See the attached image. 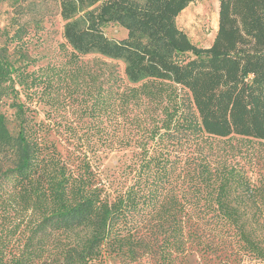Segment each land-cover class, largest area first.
<instances>
[{"label": "trees", "instance_id": "1", "mask_svg": "<svg viewBox=\"0 0 264 264\" xmlns=\"http://www.w3.org/2000/svg\"><path fill=\"white\" fill-rule=\"evenodd\" d=\"M193 1L58 0L71 67L63 75L79 76L82 66L72 65L81 55L123 64L111 84L114 65L103 63L107 87L91 109L111 105L115 82L122 101L152 106L126 141L136 151L124 184L99 178L96 149L74 148L65 159L47 143L41 124L61 122L39 86L61 71H27L0 44V101L21 88L29 103L49 106V121L34 122L11 102L15 131L0 112V217L10 209L19 216L0 233V264H97L106 253L172 264L193 249L213 264L264 263V0H218L205 47L176 24ZM111 24L125 37H108ZM23 223L29 233L18 245ZM81 229L89 230L84 240L52 251L59 235Z\"/></svg>", "mask_w": 264, "mask_h": 264}, {"label": "rangeland", "instance_id": "2", "mask_svg": "<svg viewBox=\"0 0 264 264\" xmlns=\"http://www.w3.org/2000/svg\"><path fill=\"white\" fill-rule=\"evenodd\" d=\"M218 0H196L188 3L182 12L176 17V24L185 33L188 39L200 47L211 43L218 23ZM62 24L58 0H0V30L4 31L0 38V44L8 47V58L16 66L23 65L27 71H33L38 67L55 65L61 76L53 74L51 85L41 83L45 96H49L53 105L58 107L59 114L56 120L61 123L41 124L42 134L48 144H54L63 158L68 159L69 151L94 148L97 153L94 158V166L102 181H119L124 184V175L128 171L127 166L136 149L128 145L127 140L132 138L136 131V118H145L152 112V106L140 102L135 98H126L122 101L116 93L117 84H113L111 105L99 104L96 112L91 109L94 100L93 95L102 88L106 90V78L104 75V62L111 63L113 76L122 75L123 64L117 60H110L99 55H81L78 63L73 66H82V71L77 77H69L62 74L70 67L66 49L63 48ZM110 38H123L126 32L119 26L111 24L104 29ZM16 33V37H12ZM112 71V70H111ZM94 77L93 78L91 77ZM113 79V80H112ZM100 87V88H99ZM17 92H11L0 101V112L9 121L12 131L17 129L18 121L15 119V108L11 102L24 106V113L34 122H48V105L36 101L37 97L28 102L25 92L16 88ZM122 91V88L120 89ZM68 126L64 128V125ZM72 128V129H71ZM72 133V134H69ZM73 146L71 145L72 138ZM136 136V135H135ZM134 136V137H135ZM68 138H70L68 140ZM90 153V152H89ZM98 155V156H97ZM124 174V175H123ZM123 175V176H122ZM6 217H0V233H6L12 226V218L19 217L13 210L8 211ZM2 210L0 209V215ZM30 216V211L25 213ZM26 216V217H27ZM15 239L16 244H22L29 231L25 223L19 226ZM89 234L88 229L63 233L56 238L52 251L55 253L63 244L80 242ZM20 241V243H19ZM214 262L201 256L196 249L189 252L185 261L172 264H213ZM97 264H162L158 255L148 254L131 262L123 254L106 253L102 256L101 263ZM241 264H264L263 262L244 261Z\"/></svg>", "mask_w": 264, "mask_h": 264}]
</instances>
